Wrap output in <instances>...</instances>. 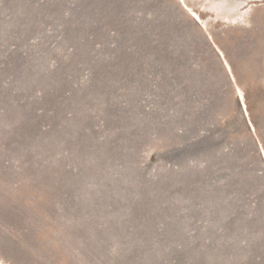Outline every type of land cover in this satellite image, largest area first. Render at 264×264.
Masks as SVG:
<instances>
[{"label": "rangeland", "instance_id": "374dc122", "mask_svg": "<svg viewBox=\"0 0 264 264\" xmlns=\"http://www.w3.org/2000/svg\"><path fill=\"white\" fill-rule=\"evenodd\" d=\"M0 264H264V0H0Z\"/></svg>", "mask_w": 264, "mask_h": 264}, {"label": "bare ground", "instance_id": "6f19581e", "mask_svg": "<svg viewBox=\"0 0 264 264\" xmlns=\"http://www.w3.org/2000/svg\"><path fill=\"white\" fill-rule=\"evenodd\" d=\"M185 3H186V2H185ZM193 12H194V11H193ZM194 13H195V12H194ZM195 14H196L197 19L200 20V21H202L201 17H200L197 13H195ZM243 105H245L244 100H243Z\"/></svg>", "mask_w": 264, "mask_h": 264}]
</instances>
